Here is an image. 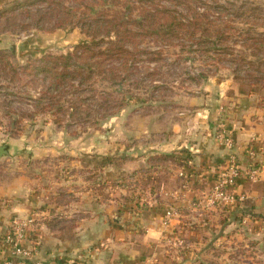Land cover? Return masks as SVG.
<instances>
[{
	"label": "rangeland",
	"instance_id": "obj_1",
	"mask_svg": "<svg viewBox=\"0 0 264 264\" xmlns=\"http://www.w3.org/2000/svg\"><path fill=\"white\" fill-rule=\"evenodd\" d=\"M26 1L0 4V146L6 154L24 156L19 167L39 176L41 185L51 181L57 188L52 202L77 205L88 201L91 190L100 202L112 201L116 225L132 233L126 237L131 241L121 239L124 247L110 252L115 261L120 262L119 254L135 252L142 260L130 264H264V217L237 210V204L213 208L206 196L190 209L170 208L180 204L186 189L171 160L156 163L162 169L156 176L141 174L149 170L146 158L161 152L173 136L171 126H179L180 139L191 138L192 115L217 108L222 93L238 90L264 103V0H142L148 8L168 7L180 28L160 41L154 20L143 28L155 32L153 37L136 38L127 45L129 56L109 59L101 73L95 68L82 84V76L63 79V64L45 57L67 56L90 43L80 23L63 17H78L88 1ZM115 4L99 2L95 11L140 19L139 9L128 12ZM127 28L141 33L132 24ZM108 39H98L101 50ZM47 64L62 74L59 79L35 71ZM123 97L122 109L115 112ZM147 129L149 134L143 133ZM229 133L225 130V137ZM258 148L249 144L246 159ZM234 152L238 157L235 144ZM160 154L181 157L184 150ZM174 217L184 231L179 239L171 237ZM148 233L152 237L146 239Z\"/></svg>",
	"mask_w": 264,
	"mask_h": 264
},
{
	"label": "crops",
	"instance_id": "obj_2",
	"mask_svg": "<svg viewBox=\"0 0 264 264\" xmlns=\"http://www.w3.org/2000/svg\"><path fill=\"white\" fill-rule=\"evenodd\" d=\"M257 98L238 90L222 93L217 108H203L192 115L187 132H192L191 138L180 139L177 134L179 126H171L173 136L160 148L161 152L158 150L159 153H152L160 154L168 149L184 150L181 157L185 159V165L177 169L183 175L186 189L181 191L180 204L172 202L170 208L186 206L190 209V203L206 196L215 177L225 168L228 152L214 136L219 126L233 136L240 164L243 165L247 161L244 149L249 144L264 149V103L262 99ZM143 133L149 134L148 129ZM21 157L11 156L9 152L0 157V262L10 256L4 239L11 232V221L31 214L40 216V223L36 228L27 230L21 246L30 252L32 262L124 264L126 260V264H130V260H142L135 252L119 254L120 262L114 260V255L110 257V252L112 253L116 246L124 247V240L131 241L126 240V237L132 234L125 230V233H122L121 227L116 225L117 210L112 201L100 202L91 190L90 196L86 195L88 201L81 200L77 205H61L56 201L53 203L51 198L57 195L54 191L57 188L51 186V181L47 185H41L39 176L19 167V161L24 156ZM146 160L142 159V163L145 164ZM255 161L260 168L258 179L243 181L238 185L236 194L240 201L236 203V208L251 215L264 217V155L256 157ZM73 214H77L76 220L71 219ZM176 223L177 218L174 217L169 224L173 227L171 230H174L171 237L179 239L184 231ZM59 224L63 226L58 227ZM151 235L148 233L145 238L152 237ZM158 237L159 234L156 233L154 238ZM123 238L125 239L121 240ZM128 244L133 246L130 242ZM137 248L141 250L142 246Z\"/></svg>",
	"mask_w": 264,
	"mask_h": 264
},
{
	"label": "trees",
	"instance_id": "obj_3",
	"mask_svg": "<svg viewBox=\"0 0 264 264\" xmlns=\"http://www.w3.org/2000/svg\"><path fill=\"white\" fill-rule=\"evenodd\" d=\"M6 1L8 0H0V4L3 5ZM87 1V4H84L82 2L81 7L83 11L79 13L78 17L69 13V15L64 14L63 17H66V23H80L79 27L82 29L83 33L90 39V43H83L79 46H76L74 52L67 56H61L54 59L49 56L45 57L47 60H58L61 64H63V75L50 68L48 64L44 65L42 68L35 69L36 72L40 71L41 73H47L49 77H53L56 79H59L61 75L63 76V79L70 76L74 77V79H77V77L82 76L78 80V83L82 84L84 79H89V76L94 73L95 68H97L98 73H101L106 61H108L109 59L119 57L124 59L126 56H129L130 53L127 50V45L134 41L136 38L143 35L153 37V33L155 32H149L147 30L145 31L143 30V28H145L146 25L148 27L152 25L154 20L158 21V28L156 29H158L157 36L159 37L160 41H167L170 37H172L176 29L180 28L181 25L176 22V18L173 16V13L168 9V7L161 6L157 8L156 6H152V8H148L141 3L142 0H113L116 3L115 5L120 2V5L116 6L117 8H126L128 12L132 9H139L138 12L140 15V19L138 21L132 19L130 17V14H126L125 12L121 14H119L120 12H113V14L111 13V15L108 14L107 10L96 12L95 6H97L99 2H104L106 0ZM35 3H37L36 0H27L25 2V5H34ZM127 15L128 19L124 20V17H127ZM128 24H132L133 26L137 27L139 29L138 31H141V33L137 32V30L133 31L127 28ZM111 36L113 37V39H111ZM100 37H106L107 39L109 38L102 50L100 47L103 40H98ZM72 61L73 64H69ZM84 72L87 74V76H84ZM124 103L125 97L121 98V101L116 102L114 111L116 110L115 112H118V110L122 109ZM115 112H106L101 117L105 118L107 115L111 116ZM178 154L180 155V153ZM173 155L157 154L153 157L150 156L147 159L149 170L141 171V174L142 172L144 174H151L153 172L156 176L159 172H162V169H158L157 166H155L156 163L164 162L167 160L173 161L174 165L178 169H181L183 165H185V159ZM112 163L113 160L109 159V164ZM165 170L167 169L164 168V171Z\"/></svg>",
	"mask_w": 264,
	"mask_h": 264
},
{
	"label": "built area",
	"instance_id": "obj_4",
	"mask_svg": "<svg viewBox=\"0 0 264 264\" xmlns=\"http://www.w3.org/2000/svg\"><path fill=\"white\" fill-rule=\"evenodd\" d=\"M217 141L231 154L225 168L219 173L213 182L212 187L206 195V203L213 208L218 204L236 205L240 198L236 194V189L243 181H255L258 179L260 168L254 159L259 156V152L251 151L247 154L246 163H239V158L234 155V140L231 135L225 137V131L221 130L217 136ZM263 152V151H262ZM247 153V152H246ZM245 153V154H246ZM180 176H182L180 174ZM170 213H167V220ZM40 223V216L27 215L20 219H14L10 223L11 232L4 239V244L10 251V256L0 264H42L30 260V252L23 249L21 244L25 239L27 230L36 228Z\"/></svg>",
	"mask_w": 264,
	"mask_h": 264
},
{
	"label": "water",
	"instance_id": "obj_5",
	"mask_svg": "<svg viewBox=\"0 0 264 264\" xmlns=\"http://www.w3.org/2000/svg\"><path fill=\"white\" fill-rule=\"evenodd\" d=\"M6 154V150L4 146H0V157L4 156Z\"/></svg>",
	"mask_w": 264,
	"mask_h": 264
}]
</instances>
